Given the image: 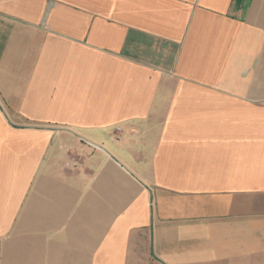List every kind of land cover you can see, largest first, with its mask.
Returning a JSON list of instances; mask_svg holds the SVG:
<instances>
[{
  "label": "crops",
  "instance_id": "0c3cea01",
  "mask_svg": "<svg viewBox=\"0 0 264 264\" xmlns=\"http://www.w3.org/2000/svg\"><path fill=\"white\" fill-rule=\"evenodd\" d=\"M0 264H264V0H0Z\"/></svg>",
  "mask_w": 264,
  "mask_h": 264
}]
</instances>
